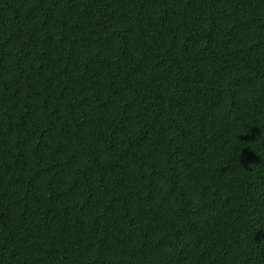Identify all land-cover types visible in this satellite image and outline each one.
<instances>
[{
    "label": "trees",
    "instance_id": "16d2710c",
    "mask_svg": "<svg viewBox=\"0 0 264 264\" xmlns=\"http://www.w3.org/2000/svg\"><path fill=\"white\" fill-rule=\"evenodd\" d=\"M0 264H264V0H0Z\"/></svg>",
    "mask_w": 264,
    "mask_h": 264
}]
</instances>
